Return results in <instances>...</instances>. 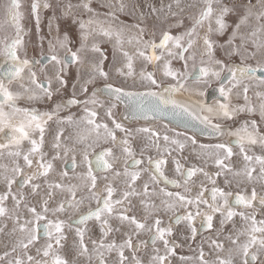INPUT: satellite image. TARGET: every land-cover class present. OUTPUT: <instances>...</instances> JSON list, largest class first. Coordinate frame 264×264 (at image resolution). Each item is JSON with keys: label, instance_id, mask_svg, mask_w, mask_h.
Here are the masks:
<instances>
[{"label": "snow or ice", "instance_id": "1", "mask_svg": "<svg viewBox=\"0 0 264 264\" xmlns=\"http://www.w3.org/2000/svg\"><path fill=\"white\" fill-rule=\"evenodd\" d=\"M95 2H0V264H264V0Z\"/></svg>", "mask_w": 264, "mask_h": 264}, {"label": "rangeland", "instance_id": "2", "mask_svg": "<svg viewBox=\"0 0 264 264\" xmlns=\"http://www.w3.org/2000/svg\"><path fill=\"white\" fill-rule=\"evenodd\" d=\"M0 2H2V0H0ZM30 2H31V0H24V4L26 6V12H27V6L30 5ZM75 2H77V0H73V3H75ZM103 2H104V0H96V2L94 3V7H97L101 12H104L105 9L100 7V5ZM140 2H141V5L143 7V5L145 3V0H140ZM147 2L154 3L157 7H159L160 4H161V0H147ZM169 2H171V0H163L164 4H168ZM183 2L185 4H187V3H191L192 0H183ZM188 11H194V10H187L186 9V13ZM51 15H52L51 10H43V9L41 10V32L40 33H37L36 30H35L34 20H32L31 18L25 20L26 29H30L31 30L29 37L26 38V39H29L31 41V43L29 44V49H28L30 56H32L34 54H38V51H39V48H38L39 36L42 35V34L47 36V34H48L47 25H48V21H49V18L51 17ZM57 15H59V11H57ZM122 19H128V18L127 17H122ZM176 19L177 18H171L170 17L169 20L163 24V26L167 27V24H175L176 23ZM56 22L57 21H53V25H55ZM59 23L61 25V31L69 30V31H71L73 33L78 31V25L73 24L70 19H68V20L61 19L59 21ZM148 23L151 26L152 23H160V22L156 21L155 18L153 17L151 20L148 21ZM189 23L190 22L187 21V19H185V25H188ZM181 30L182 29H180V28H172V32L174 34L179 32V31H181ZM150 31H151V27H150ZM55 34H56L55 30H53L51 35L54 36ZM48 38H51V37H48ZM158 39H159V30H157V40ZM217 39L220 40V42H223V41H225L227 39V34H225V36H223V37H217ZM102 47L107 49L109 57L111 58V55H112L111 45L108 44V43H105V44L102 45ZM217 55H220L219 51L217 52ZM108 63H110V61ZM144 67H146L147 70H149V71L153 70L152 66L150 64H145V62L142 61V60H137L134 63V68H135L137 73ZM174 67H177V68L181 67V63L177 62V61H174ZM74 71H75V69L73 68V69L70 70V73H72ZM157 76L158 77L160 76V72L159 71L157 72ZM112 81L114 83H116L117 85H123L125 83H127L128 85L132 84L131 78L127 79V81H126L125 78L119 77V76L115 75V73L112 74ZM102 83H103L102 81L98 82L97 86H102ZM70 84H71V81H70ZM138 84H139V81L137 79V85ZM213 88H215V84L213 85L212 88H209L208 91L212 90ZM69 91H70V88H69ZM77 91H79V90H77ZM101 98L102 99H107L105 97H101ZM211 100H209V102H211ZM238 102L239 103H243L242 98ZM38 107H40L41 110H44L45 108L48 107V105H38ZM72 111L75 112L78 116L79 115H83L82 111L79 108H73ZM121 111H122V106L119 109L120 118H121V113L123 112V111L122 112ZM101 115H103V110H101ZM164 123H168V122L164 121ZM137 126H145V122H140L139 121V122H137ZM60 127H61V125H59V124H57L55 122H49L48 130L45 133V145H44V150L47 151L49 153V155H51L52 152H53V150L51 148V144H52V142L54 140V136H55L56 132L58 131V129ZM64 127L66 128V131H65L64 135L68 136L71 133L72 130L68 126H64ZM152 127L160 128L161 124L159 122H157V123H154L152 125ZM189 134H191V133H189ZM119 135L120 134L118 133V136ZM198 139L202 140L203 142H208V138L198 137ZM28 147H30V145H28L27 142H25V144H24L25 150ZM58 167H62V165H59V163H58ZM7 223H8V230H10L11 226H12V222L8 221ZM90 224H91V222H90ZM8 230H6L5 233H0V253H2L5 250V245L10 246L11 243L13 242L12 237L7 235V231ZM71 240H72V235L70 233L69 234V243H71ZM184 243L187 244V242H184ZM177 252H178V256L179 255H192V253L189 251V249L187 247H184L183 249H178ZM69 258H71V253H69ZM172 264H180V261H179L178 257L177 258H173Z\"/></svg>", "mask_w": 264, "mask_h": 264}, {"label": "water", "instance_id": "3", "mask_svg": "<svg viewBox=\"0 0 264 264\" xmlns=\"http://www.w3.org/2000/svg\"><path fill=\"white\" fill-rule=\"evenodd\" d=\"M218 92H215L214 91V88L212 89V90H210L209 91V100H211V99H214V98H216V97H218ZM103 97V96H102ZM107 98V97H106ZM123 112H122V115L121 116H123V113H124V109L122 110ZM164 121H166V122H170V118H165V120ZM144 122V121H143ZM128 123V122H127ZM203 138H207V137H203ZM209 139V138H208Z\"/></svg>", "mask_w": 264, "mask_h": 264}, {"label": "bare ground", "instance_id": "4", "mask_svg": "<svg viewBox=\"0 0 264 264\" xmlns=\"http://www.w3.org/2000/svg\"><path fill=\"white\" fill-rule=\"evenodd\" d=\"M179 99H184L183 96H179L178 97ZM122 112V111H121ZM143 122V121H141ZM6 141V137H5V134L4 133H0V143H4Z\"/></svg>", "mask_w": 264, "mask_h": 264}, {"label": "flooded vegetation", "instance_id": "5", "mask_svg": "<svg viewBox=\"0 0 264 264\" xmlns=\"http://www.w3.org/2000/svg\"><path fill=\"white\" fill-rule=\"evenodd\" d=\"M106 98V97H105ZM122 110H123V106H122ZM121 115H122V113H121ZM121 119H122V116H121ZM141 122V121H140ZM127 123V122H126Z\"/></svg>", "mask_w": 264, "mask_h": 264}]
</instances>
